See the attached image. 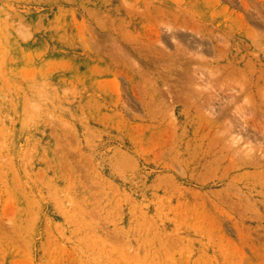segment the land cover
Wrapping results in <instances>:
<instances>
[{
    "label": "rangeland",
    "instance_id": "374dc122",
    "mask_svg": "<svg viewBox=\"0 0 264 264\" xmlns=\"http://www.w3.org/2000/svg\"><path fill=\"white\" fill-rule=\"evenodd\" d=\"M0 264H264V0H0Z\"/></svg>",
    "mask_w": 264,
    "mask_h": 264
}]
</instances>
